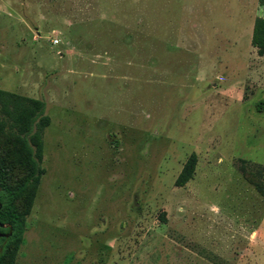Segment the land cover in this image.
<instances>
[{
    "label": "rangeland",
    "instance_id": "374dc122",
    "mask_svg": "<svg viewBox=\"0 0 264 264\" xmlns=\"http://www.w3.org/2000/svg\"><path fill=\"white\" fill-rule=\"evenodd\" d=\"M257 17L259 0H0V89L50 118L5 264H264ZM16 117L0 101L10 186L29 172Z\"/></svg>",
    "mask_w": 264,
    "mask_h": 264
},
{
    "label": "trees",
    "instance_id": "16d2710c",
    "mask_svg": "<svg viewBox=\"0 0 264 264\" xmlns=\"http://www.w3.org/2000/svg\"><path fill=\"white\" fill-rule=\"evenodd\" d=\"M264 4V0H259ZM252 44L258 48L260 54L264 53V18L257 17L253 27ZM0 101L5 106H10L11 112L16 114L20 123L22 134L21 141L25 152V166L28 167V174L16 185H8L5 182L6 170L2 164L0 154V222L10 223L12 234L8 238L10 244L17 247L25 233V217L29 210L20 211L17 202L29 197L28 207L32 204L35 196L34 188L39 182L45 169L41 166L44 140L43 132L50 122L49 116L45 115V101L24 97L19 94L0 89ZM261 108V106H260ZM197 154L193 153L186 162L183 170L177 178V185L184 186L195 174L197 164ZM4 228L0 227V231ZM5 240L0 238V250L3 248ZM9 249L0 251V264H5L4 258L8 256ZM13 264V259L7 263Z\"/></svg>",
    "mask_w": 264,
    "mask_h": 264
},
{
    "label": "flooded vegetation",
    "instance_id": "af4514ba",
    "mask_svg": "<svg viewBox=\"0 0 264 264\" xmlns=\"http://www.w3.org/2000/svg\"><path fill=\"white\" fill-rule=\"evenodd\" d=\"M1 189V188H0ZM2 206V203L0 202V207ZM0 227L4 228L3 231H0V238H3L4 240L8 239L12 234V226L10 223H2L0 222Z\"/></svg>",
    "mask_w": 264,
    "mask_h": 264
},
{
    "label": "built area",
    "instance_id": "2783aa9c",
    "mask_svg": "<svg viewBox=\"0 0 264 264\" xmlns=\"http://www.w3.org/2000/svg\"><path fill=\"white\" fill-rule=\"evenodd\" d=\"M54 42H55V43H57V42H58V40H57V39H55V40H54Z\"/></svg>",
    "mask_w": 264,
    "mask_h": 264
}]
</instances>
